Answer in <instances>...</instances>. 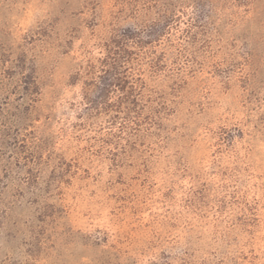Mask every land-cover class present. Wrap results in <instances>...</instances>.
I'll return each mask as SVG.
<instances>
[{
    "label": "rangeland",
    "instance_id": "374dc122",
    "mask_svg": "<svg viewBox=\"0 0 264 264\" xmlns=\"http://www.w3.org/2000/svg\"><path fill=\"white\" fill-rule=\"evenodd\" d=\"M0 126V264H264V0H0Z\"/></svg>",
    "mask_w": 264,
    "mask_h": 264
},
{
    "label": "trees",
    "instance_id": "16d2710c",
    "mask_svg": "<svg viewBox=\"0 0 264 264\" xmlns=\"http://www.w3.org/2000/svg\"><path fill=\"white\" fill-rule=\"evenodd\" d=\"M34 92L38 94L37 90H35ZM0 128H3V127H2V126H0Z\"/></svg>",
    "mask_w": 264,
    "mask_h": 264
}]
</instances>
